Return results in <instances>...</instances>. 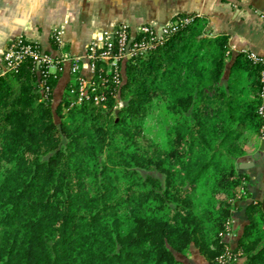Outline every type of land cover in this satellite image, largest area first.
<instances>
[{
    "label": "trees",
    "instance_id": "16d2710c",
    "mask_svg": "<svg viewBox=\"0 0 264 264\" xmlns=\"http://www.w3.org/2000/svg\"><path fill=\"white\" fill-rule=\"evenodd\" d=\"M192 17L124 61L105 109L71 105L69 84L54 101L61 73L46 78L45 99L29 58L0 72V264H183L192 247L215 264L223 254L248 198L238 160L261 127L259 68L238 53L226 70L228 37ZM155 104L170 115L161 144L143 134ZM245 213L242 264H264V211L251 202Z\"/></svg>",
    "mask_w": 264,
    "mask_h": 264
},
{
    "label": "crops",
    "instance_id": "0c3cea01",
    "mask_svg": "<svg viewBox=\"0 0 264 264\" xmlns=\"http://www.w3.org/2000/svg\"><path fill=\"white\" fill-rule=\"evenodd\" d=\"M185 15L202 19L212 37H228L226 70L232 63L230 57L243 50L264 55V0H0V63L7 45L24 37L53 57L82 59L81 74L89 75L83 57L86 47L99 33L120 24L132 28L164 26ZM58 28L63 29L62 45L55 50L50 34ZM70 66L69 61L63 62L54 101L61 98L72 80ZM238 172L248 178V198L237 204L239 208L232 212L224 234L221 256H237L232 264L244 262L238 240L247 224V204L260 203L264 211V140L260 132L253 134L246 144L245 154L238 160ZM183 261L207 264L193 247Z\"/></svg>",
    "mask_w": 264,
    "mask_h": 264
},
{
    "label": "built area",
    "instance_id": "2783aa9c",
    "mask_svg": "<svg viewBox=\"0 0 264 264\" xmlns=\"http://www.w3.org/2000/svg\"><path fill=\"white\" fill-rule=\"evenodd\" d=\"M192 19V16L181 17L159 27L140 25L132 28L127 24H120L99 33L88 44L83 57L90 69L89 75L81 74L82 59L69 58L66 55L53 57L44 53L35 41L17 37L7 45L1 55L0 72L14 69L23 59L29 58L34 70L42 77L40 87L44 98L47 99L50 88L46 85V78L48 75L60 73L63 69V62L69 61L72 80L67 92L74 99L71 105H80L85 101H91L95 106L105 109L110 96L116 99V95L110 91V87L120 84V70L124 61L147 56L175 33L179 26L189 24ZM62 34V28L55 29L50 34L57 46L62 45ZM240 53H243L252 65L259 68V104L256 113L261 119L260 138L264 140V55L246 50ZM99 63L101 66L98 65ZM116 103L114 109L118 108ZM236 258L237 256L231 254L225 257L220 256L216 259L215 264H232Z\"/></svg>",
    "mask_w": 264,
    "mask_h": 264
},
{
    "label": "rangeland",
    "instance_id": "374dc122",
    "mask_svg": "<svg viewBox=\"0 0 264 264\" xmlns=\"http://www.w3.org/2000/svg\"><path fill=\"white\" fill-rule=\"evenodd\" d=\"M169 123L170 115L167 110L163 106L155 104L149 116L145 119L144 137L150 139L154 143L161 144L165 138V128ZM228 223L225 229L228 228Z\"/></svg>",
    "mask_w": 264,
    "mask_h": 264
},
{
    "label": "water",
    "instance_id": "95a60500",
    "mask_svg": "<svg viewBox=\"0 0 264 264\" xmlns=\"http://www.w3.org/2000/svg\"><path fill=\"white\" fill-rule=\"evenodd\" d=\"M118 112H116V115H117ZM264 204V203H263Z\"/></svg>",
    "mask_w": 264,
    "mask_h": 264
}]
</instances>
